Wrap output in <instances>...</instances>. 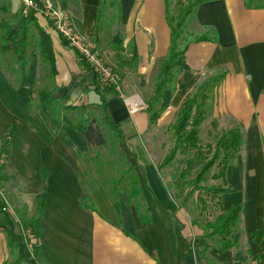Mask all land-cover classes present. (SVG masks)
<instances>
[{
    "label": "crops",
    "instance_id": "crops-1",
    "mask_svg": "<svg viewBox=\"0 0 264 264\" xmlns=\"http://www.w3.org/2000/svg\"><path fill=\"white\" fill-rule=\"evenodd\" d=\"M7 1L10 15L18 16L21 1ZM55 1L68 11L76 33L91 39L103 60L122 77L127 103L113 91L103 96L108 115L124 136L116 145L124 153L123 146L125 150L131 147L128 138L145 137L149 132L145 111L170 46L166 6L169 11L171 5L192 0ZM203 1L187 18L185 32L207 36L208 41L188 47L187 70L175 74L170 105L155 127L176 115L186 97L200 86L218 78L208 101L209 120L218 123V130H239L242 137L239 152L225 169L226 194L234 193L236 185L245 188L249 197L245 205L227 210L241 208L232 248L222 252L221 245L188 241L177 228L178 214L154 163L141 166L129 156L141 188V214L125 191L113 198L96 174L92 177L88 168L84 174L83 159L106 152L105 132L97 119L99 114L102 119L103 105L74 51L62 44L44 19L36 17L50 37L54 54L52 97L61 99L62 108L75 110L60 119L53 111L38 110L41 60L34 53V64L18 86L11 87L0 73V146L11 131L4 170L20 184V205L33 209L36 196L46 189L39 224L43 264H257L253 257L264 250V9H247L244 0ZM128 103L137 107L130 111ZM81 115L87 124L78 132L75 127ZM247 170L248 175L244 174ZM244 175L250 181H243ZM254 187L261 192L256 210L253 203L257 200L251 197ZM259 231L262 238L257 245L251 233ZM243 236L244 245H240ZM6 238L0 230V264L6 262Z\"/></svg>",
    "mask_w": 264,
    "mask_h": 264
},
{
    "label": "trees",
    "instance_id": "trees-1",
    "mask_svg": "<svg viewBox=\"0 0 264 264\" xmlns=\"http://www.w3.org/2000/svg\"><path fill=\"white\" fill-rule=\"evenodd\" d=\"M258 1L259 0H244V4L247 9H264V4H260ZM203 2V0H192L187 4L179 3V11L176 17L170 16V13L166 6V21L170 28V46L166 59L162 62L159 68L157 80L153 89V95L147 103L145 112L148 114L150 126H153L157 123L162 114H164V112L170 105L173 94L172 83L175 74L187 70V66L185 64V53L188 47L191 44L208 41L207 36L194 37L185 34V24L187 18L190 17L194 13L195 9ZM0 13H2L4 17H6L5 19L0 20V31L1 33H4L1 38L3 39V37L5 36H19L17 50L15 53V56L17 58L16 63L18 65L17 73L15 75L16 78H18V82H23L27 77L29 62L26 55L29 45L32 44L36 49L41 63L47 68V72L45 75L46 82L37 93V107L38 110L42 113L53 111L55 105H58L57 102H60V100L52 97L53 91L55 90L52 86V82L56 76V69L50 37L39 27L36 17L33 15H22L20 17L12 15H10L11 17L5 16L10 13L7 0H0ZM12 17L15 19H19L17 24V30L20 31L19 33H16L15 30H11L10 26H8V23H6V20ZM31 30L34 31V35L32 34ZM214 39L215 36L213 37V40ZM60 40L64 46H67V44L62 39ZM75 55L78 64L85 70V72L92 80L93 91L96 93V95L99 96L100 103L103 105L102 122L105 124V126H107L111 133V139L108 141H104V144H110V146L115 148L118 143L124 140V136L121 133L119 124L115 123L108 115L106 100L103 94L104 92H110L111 90L103 88L100 85L97 76L93 73V71L85 63V61L76 53ZM134 58L135 54L133 55L132 59ZM215 83V80L204 83L193 95L186 97V99L183 101L175 116L174 123L170 126V129L174 133L175 143L169 150L166 158L160 166V169L173 163L176 156L180 153L183 154L185 152H191L193 150H200L199 131L201 125L205 120L207 110L206 103L211 99L210 93ZM67 109L74 111L75 107ZM86 124L87 122L84 119V116L81 115L80 120L75 127L76 131H84ZM10 136L11 131H8L2 139L0 153H5L9 145L8 141ZM241 144L242 137L239 130L237 129L230 130L221 135L215 143L214 153L211 156L207 155V159H205L204 157V164L191 183L194 192H198V203L204 204L202 200L203 196H205L206 198H210V200L212 201L216 200L215 205L218 207L220 213L215 218L213 224L207 225V229H210L212 231L210 237L219 238L221 243L220 250L222 252L232 248V238L233 234L235 233V226L238 221L241 208L239 206H235L230 211L225 212L221 207L219 197L229 192V189L207 187L203 184L205 183L211 169L217 167L219 171L216 175H213L212 178L214 180L220 179L224 185L225 169L227 165L234 160L235 156L239 152ZM119 154L122 155L124 153L119 152ZM197 156L202 157L203 155L198 152ZM130 157L135 160V164L138 163L136 155H130ZM131 171L132 170L126 171L125 175L131 174ZM129 176V193L127 199L128 201H132L134 203L136 200H139L141 188L137 178L133 174ZM122 180L123 177L119 178L117 181L112 182L113 194L115 193L117 186L122 182ZM45 199L46 189L45 187H43L42 192L35 198V218H33L27 224L28 228L35 235L38 242L40 238L39 224L43 219L45 211ZM85 205H87L86 202ZM3 206L4 202L0 196V218L8 226L5 227L2 232L11 242L14 243L19 256V262H23L26 264H37L34 259L35 257H39L42 260L40 246L37 245L34 248V255L31 259L29 257V254H27L26 252V248L21 237L14 231V221L8 214L2 212ZM136 210L139 212V207L136 206ZM251 238L252 241L258 245L262 238V232L259 231L251 233ZM253 260L257 264H264V250L260 255L253 257ZM3 264L8 263L5 262Z\"/></svg>",
    "mask_w": 264,
    "mask_h": 264
},
{
    "label": "rangeland",
    "instance_id": "rangeland-1",
    "mask_svg": "<svg viewBox=\"0 0 264 264\" xmlns=\"http://www.w3.org/2000/svg\"><path fill=\"white\" fill-rule=\"evenodd\" d=\"M258 2L260 4H264V0H259ZM178 11V4H175V6L171 5V8L169 9L170 16L176 17ZM22 15H26L23 12V7H21L20 14L17 17H20ZM5 16L11 17L10 13ZM5 18L6 17H4L2 13H0V20ZM18 20L19 19H15L13 17L6 20V23H8L10 29L15 30L16 33L20 32L17 30ZM189 31L192 30L190 29ZM31 32L34 35V31L31 30ZM3 34L4 33H1L0 31V73L11 87H15L22 83L18 82V78H16L15 75L18 69V65L16 63L17 58L15 56V53L17 50L19 36H5L2 39L1 37L3 36ZM27 50L28 51L26 56L29 62V71V69L33 66L32 57L34 53L37 55V52L34 45L32 44L29 45ZM40 65V71L38 70V91L43 87L46 82L45 75L47 72V68L43 66L41 61ZM217 79L218 78H216V81H218ZM57 100H60V102H57L58 105H55V108L53 110V114L56 119H60L62 115H73L72 110L67 108H61L64 106V104L61 102V99ZM206 105L207 110L205 120H207V123L202 128L200 127L201 130L199 131L200 150H193L191 152H185L183 154L180 153L176 156L173 163L160 169V166L166 158L169 150L173 147V144L175 143L174 133L170 129V126L174 123L176 115L171 114L168 117L164 118L163 121L159 122V126L157 128L155 127L157 123L153 126H150L149 132L146 134L145 137L134 139L132 137L128 138L127 141L128 143H130L131 147L130 149L125 150L124 146L122 145L123 148H121V150L124 151L125 154H122L124 156L119 154V149L117 148V146L113 148L112 146H110V144H106V152L104 154L102 153L94 155L90 158L87 157L88 159L84 158V174H88V172H93L92 177H96L97 175L98 181L101 183L103 182L104 186L110 192L111 196L115 198V195L118 192L124 193L125 191L127 195L129 193V175H134L132 171L131 174L125 175L126 171L131 170L130 164L133 163L132 159L129 157L130 155H136L137 162L141 166H145L149 162L154 163L157 168L158 175L163 181L166 190L168 191V194L174 203V209L178 214L179 223L177 228L182 230L184 236L188 238V241L191 244L195 242L197 245L200 242H205L206 245H214L215 247L219 248V246L221 245L219 238L210 237L212 231L210 229H207V225L213 224L215 218L220 213L218 207L215 205L216 200L212 201L210 200V198H206L205 196H203L202 200L204 204L198 203V192H194L191 186L192 181L197 176L199 170L204 164V157L205 159H207L209 155L211 156L214 153V146L216 141L221 135L226 133L225 131L218 130V123L211 122V120H209L211 109L209 108L208 102L206 103ZM97 119L99 120L98 124L101 126V128H103L105 132V141L110 140L111 133L107 126H105V124L102 122L100 114L98 115ZM79 120L80 118H78V121ZM1 128L2 123H0V130ZM198 152L201 153V155L203 156L198 157ZM4 161V154L0 153V193L5 197V200L10 207V211L12 214H10L9 216L12 220V217H14L18 221V223L14 222V231L17 235L21 237L23 244L26 248V252L32 259L34 255V248L39 245V242L36 239L35 235L32 233V231L28 228L27 224L33 218H35V207L31 210H28L22 204L20 205L17 197V193H20V184L16 180H13L7 176L4 170ZM92 166H96L97 168L93 170ZM86 168H88V172ZM218 171L219 169L217 167L212 168L203 185L207 187H219L226 189L225 183L223 185L220 179L214 180L212 178V176L216 175ZM244 174L248 175V170L245 171ZM244 176L245 178L243 179V181H250L246 178V175ZM121 177H123V180L117 186V189L115 191L116 194H113L112 182L117 181ZM253 182L255 184V179L253 180ZM256 183H258V180L256 181ZM233 187L236 190L234 193H225L221 196V203L224 210L226 211L237 204H240L242 206L244 203L245 205V202L249 200V197H245V188L243 191L242 188L236 185ZM257 190L258 187H256V190L254 187L253 195L251 196L253 201L257 200L253 203V208L255 210L258 207V204L260 203L259 201L261 194L260 190ZM134 205L139 207L140 214L143 213V202H141L140 200H136L134 202ZM5 227H8L7 224L0 218V230L3 231ZM22 231L27 232L29 233V235L32 236L31 248L28 247L30 244V240L27 237L25 238V236L22 234ZM6 239V241H8L9 243L6 262L8 264H26L23 262H19V256L14 246V243L11 242L8 238ZM240 245H244V236L241 237ZM206 248H210V246H207ZM34 259L37 264H43L42 260L39 257H35Z\"/></svg>",
    "mask_w": 264,
    "mask_h": 264
},
{
    "label": "built area",
    "instance_id": "built-area-1",
    "mask_svg": "<svg viewBox=\"0 0 264 264\" xmlns=\"http://www.w3.org/2000/svg\"><path fill=\"white\" fill-rule=\"evenodd\" d=\"M24 16L33 15L44 19L50 27L55 31L60 39H62L69 48L79 55L85 63L90 67L93 73L97 76L100 85L103 88L110 89L119 95L125 103L122 90L121 75L99 54L95 43L88 38L80 36L76 33L68 11L59 5L55 0H20ZM128 110L136 108V105L126 104ZM4 202L2 212L8 215L12 214L10 207L5 200V197L0 193ZM14 222L18 223L17 219L12 217ZM22 231V234L30 240L29 248L32 245V236L29 233Z\"/></svg>",
    "mask_w": 264,
    "mask_h": 264
}]
</instances>
